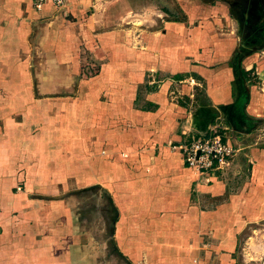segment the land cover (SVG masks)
Returning <instances> with one entry per match:
<instances>
[{
    "label": "crops",
    "instance_id": "obj_1",
    "mask_svg": "<svg viewBox=\"0 0 264 264\" xmlns=\"http://www.w3.org/2000/svg\"><path fill=\"white\" fill-rule=\"evenodd\" d=\"M172 2L0 0V264H264V60L239 2ZM220 127L202 176L177 146Z\"/></svg>",
    "mask_w": 264,
    "mask_h": 264
},
{
    "label": "rangeland",
    "instance_id": "obj_2",
    "mask_svg": "<svg viewBox=\"0 0 264 264\" xmlns=\"http://www.w3.org/2000/svg\"><path fill=\"white\" fill-rule=\"evenodd\" d=\"M147 1L148 0H137L139 5ZM226 1H229V2L237 1L239 2V6H240L239 8L234 9L231 12V15L234 17V20L236 21V23L234 22V25H233L234 27L233 28L230 27L229 29L232 31H237V34L239 35L241 42L243 40H248V38L251 36L250 37L251 44L249 47L252 50L258 49V52L255 53V58L256 60L261 62V60H264V0H226ZM154 3L156 4V7H158L159 9L169 8L170 10L175 11V6L172 0H154ZM261 4L262 6L260 7ZM244 7L251 9V16L248 17L247 27L246 25L244 26V24H246V20L244 19V14H243ZM175 12L177 14V11ZM247 12L248 11H246L245 13ZM177 16L179 17V15ZM258 25L261 26L260 29L256 28L258 27ZM256 30H259V32L257 36L255 37L256 39H253V37L255 36L254 32ZM255 74H256L255 70H252L250 71V73H248L246 78L248 79V81H250V84H253L256 87L257 93H264V69L262 70V75H261L263 77L262 78L263 80L259 81ZM218 132L224 135V132L221 129H218ZM83 194H84V197H83ZM87 195L89 194L81 193L79 195L80 201H75L76 211H79V212H83V211L97 212L98 211V215L101 211V213H104L106 214L107 217H110L109 207L106 202H100L98 200V195H96L95 197H92L91 201L88 202V199L86 198ZM98 226H99L98 219L96 220L92 219L90 221V227H95V228L90 229L91 231L90 242H91L92 248L93 247L95 248L96 244L99 241H102V237H104V234L99 233ZM109 229H110V226L108 225V222H107V229H106L107 234L106 235L109 234ZM107 243H109L108 237H107ZM91 256L92 258H95V259H104L106 257L108 264H119V262L115 263V260H116L115 251L111 249L110 244H108L107 246L106 255L104 252L99 253L98 250H96V251L91 252Z\"/></svg>",
    "mask_w": 264,
    "mask_h": 264
},
{
    "label": "built area",
    "instance_id": "obj_3",
    "mask_svg": "<svg viewBox=\"0 0 264 264\" xmlns=\"http://www.w3.org/2000/svg\"><path fill=\"white\" fill-rule=\"evenodd\" d=\"M35 7L52 2L56 7L62 5V0H32ZM95 75V72L88 75ZM216 128L212 135L196 137L177 146L185 165L196 169L200 175L208 176L224 173L228 170L232 159L238 151V146L231 144Z\"/></svg>",
    "mask_w": 264,
    "mask_h": 264
},
{
    "label": "flooded vegetation",
    "instance_id": "obj_4",
    "mask_svg": "<svg viewBox=\"0 0 264 264\" xmlns=\"http://www.w3.org/2000/svg\"><path fill=\"white\" fill-rule=\"evenodd\" d=\"M257 35H255L254 37H253V39H256L255 37H256Z\"/></svg>",
    "mask_w": 264,
    "mask_h": 264
},
{
    "label": "trees",
    "instance_id": "obj_5",
    "mask_svg": "<svg viewBox=\"0 0 264 264\" xmlns=\"http://www.w3.org/2000/svg\"><path fill=\"white\" fill-rule=\"evenodd\" d=\"M244 75H247V73H244Z\"/></svg>",
    "mask_w": 264,
    "mask_h": 264
}]
</instances>
